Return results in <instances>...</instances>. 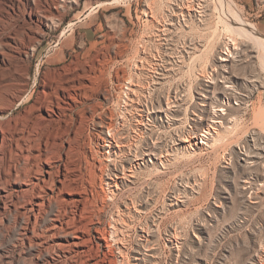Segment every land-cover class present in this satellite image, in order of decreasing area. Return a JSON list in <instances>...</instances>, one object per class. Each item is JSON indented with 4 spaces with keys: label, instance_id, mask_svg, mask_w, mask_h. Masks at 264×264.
<instances>
[{
    "label": "rangeland",
    "instance_id": "374dc122",
    "mask_svg": "<svg viewBox=\"0 0 264 264\" xmlns=\"http://www.w3.org/2000/svg\"><path fill=\"white\" fill-rule=\"evenodd\" d=\"M34 3L0 0V264H264V0ZM69 146L86 230L31 244L4 173Z\"/></svg>",
    "mask_w": 264,
    "mask_h": 264
},
{
    "label": "bare ground",
    "instance_id": "6f19581e",
    "mask_svg": "<svg viewBox=\"0 0 264 264\" xmlns=\"http://www.w3.org/2000/svg\"><path fill=\"white\" fill-rule=\"evenodd\" d=\"M25 1L27 6L26 17L28 19V27L31 23L41 22V14L39 10H37L36 6H34L35 0ZM21 36L22 39H25L29 35L27 33H24ZM35 48L36 45H33V47L29 49L31 54L35 51ZM227 53H229V51L226 52V54H224L225 57L221 59L224 66L230 65V60L228 59L229 57ZM26 54L28 55L29 53ZM1 83L2 81L0 80V115H2V113H5L6 110L11 111L13 109L16 99L13 98L12 93L8 92L18 91L19 94H22L25 88L24 86L20 88L17 87L15 89L13 87L7 88L6 86L1 85ZM60 88L62 87L60 86ZM52 90L54 92L53 88ZM65 105L68 106L59 107L60 109H58L57 107V110H59L61 114H65V110H70L68 109V107L71 106H69L68 103H65ZM6 124V121L3 122L2 120H0V135L2 137L5 128H7L5 127ZM103 126V124L99 125V127H101L102 129ZM204 133H206V131H204ZM107 135L108 137H106L105 142L107 143L108 148H111L113 144L120 152L121 143L118 144V142L116 141L117 139H119L118 136H120L119 130L113 124H110L107 126ZM201 137H203V135H201ZM74 154L76 153H74V149L72 146H69V148L67 147L66 149L61 148L59 149V151L53 150L52 147L50 149L45 148L43 152H38L33 157V161H37L41 164L44 163L47 167L42 169L39 167V163H36L39 166L36 165L29 167L24 165L25 163H23L21 166L22 168L20 167L21 169H16V167H12V165L9 163L6 168V174L4 173L5 187L6 185H8L10 188L17 186L18 190L20 191L19 197L16 199V201L11 202L10 199L9 202H11V204H9L12 210L18 213L20 212V214L26 216V218H28L27 220L29 221L28 223L32 221L31 224H29L32 225L31 228L27 233H23L26 240L28 242H31V244L32 242H39V239H41L43 236H46L47 234L51 239H55L58 243L59 241L64 240L63 243H59L60 245L57 244L59 245V249L62 250V248L64 249L66 247L71 248L70 242H72L74 245H78L79 239L81 237L80 233L86 230L84 229L85 226L83 222L78 221V219H76V217L73 215V212H76V209L80 208V201L78 200V198H76V186L72 184L71 179L69 178V174L71 172V169H69L70 164L75 160L72 159L74 157ZM44 174L45 176H43ZM3 193L4 189L3 191L1 189L0 196L2 197V199L10 198H6V193ZM17 195L18 194H16V197ZM53 208H55V211L52 214L51 218H49V224L45 227H42L44 228V231H42L43 233H36L37 230H41V220L42 218H44V215L49 213ZM81 209L83 208H80V210ZM35 245H38V243H36Z\"/></svg>",
    "mask_w": 264,
    "mask_h": 264
}]
</instances>
